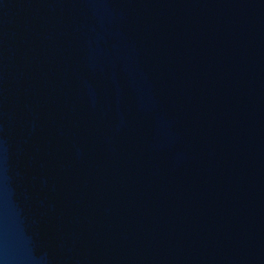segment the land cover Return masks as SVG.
Segmentation results:
<instances>
[{"label":"water","instance_id":"water-1","mask_svg":"<svg viewBox=\"0 0 264 264\" xmlns=\"http://www.w3.org/2000/svg\"><path fill=\"white\" fill-rule=\"evenodd\" d=\"M0 264H264V0H0Z\"/></svg>","mask_w":264,"mask_h":264}]
</instances>
